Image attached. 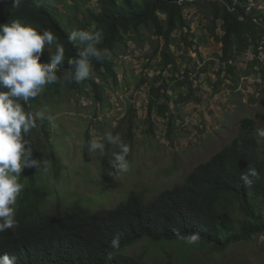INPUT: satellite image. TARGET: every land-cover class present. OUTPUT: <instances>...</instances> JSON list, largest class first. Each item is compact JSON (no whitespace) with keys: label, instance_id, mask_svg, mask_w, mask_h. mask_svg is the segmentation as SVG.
Wrapping results in <instances>:
<instances>
[{"label":"trees","instance_id":"trees-1","mask_svg":"<svg viewBox=\"0 0 264 264\" xmlns=\"http://www.w3.org/2000/svg\"><path fill=\"white\" fill-rule=\"evenodd\" d=\"M63 2L68 5L67 0ZM190 4L209 6L213 34L222 45L221 62L236 80L237 57L251 49L257 54L264 36V11L248 8V0H98L97 9L88 10L76 24L67 21L51 0H19V3L0 0V24L19 20L40 33L50 30L65 48V59L56 70L57 82L46 84L40 94L25 105L26 111L35 116L40 113L44 96L59 97L61 88L80 91L86 82L92 87L96 100H103L105 89L93 79L82 82L65 79L72 67L68 61L77 58L78 52L86 46L78 42L74 45L68 40L74 29L101 34L97 48L109 54L101 60L92 58L91 66L96 74L104 76H115L111 54L125 42V37L138 33L141 27L150 29L158 45L149 58L160 60L162 72L172 73L177 86L189 85L188 93H180L173 103L200 102L194 96L189 69L183 81L174 78L179 67L172 47H181L175 33L191 31L185 16ZM220 22L225 33L222 37L216 35ZM187 40L184 38L192 46V41ZM160 43L163 46L160 47ZM49 52L55 53L54 45L50 49L46 46L41 62L50 60ZM255 61L260 64L259 60ZM205 70L201 67L198 75ZM141 80L142 84L150 86L145 125L147 132L153 135L152 115L171 119L172 98L163 75L153 79L143 76ZM159 83L162 84L158 86ZM258 118L264 122V114ZM137 122V110L129 104L116 129L130 148L127 158L135 145ZM54 132V123L40 115L36 116V127L26 137L34 157L41 161L40 170L25 169L18 178L23 188L14 206L15 226L0 232V255L6 253L15 257L16 264H149L124 252L144 241L161 246L186 242L191 235L198 237L195 243L202 247L225 252L235 244L264 235V149L253 119H243L239 133L208 160L198 164L182 183L151 197L132 190L117 206L100 211L78 202L67 208L58 204L53 210L46 209L51 193L42 156L48 155L47 152L52 155L54 176L66 170L62 159L55 155ZM86 138L89 140L88 133ZM109 168L112 167L105 159L101 172L108 175ZM245 175L247 181L241 178ZM181 254L184 258V253Z\"/></svg>","mask_w":264,"mask_h":264},{"label":"rangeland","instance_id":"rangeland-1","mask_svg":"<svg viewBox=\"0 0 264 264\" xmlns=\"http://www.w3.org/2000/svg\"><path fill=\"white\" fill-rule=\"evenodd\" d=\"M51 1L73 24L80 22L88 10L98 7V0H67L68 5L64 0ZM249 7L263 12L264 0H248ZM185 16L191 31L175 33L181 47H172L179 67L174 78L183 81L189 69L194 96L200 102L173 103L179 99L180 93H188L189 85L177 86L172 73L162 72L160 60L149 58L158 42L152 31L145 27L136 34L127 35L125 42L111 54L115 76L91 71L88 78L105 89L102 101L96 100L87 82L80 91L61 88L59 97L42 98L39 111L54 123L55 155L66 166L61 175L54 176L52 155L47 152L48 155L42 156V163L48 162L45 179L51 193L47 210H53L58 204L67 208L77 202L94 211L110 209L132 190H140L147 197L154 196L182 183L198 164L230 142L239 133L243 119H253L257 133L264 130V122L258 118L264 114V61L257 59L252 49L239 55L234 63L237 67L234 80L235 76L221 62L222 45L213 34L209 6L190 4L185 9ZM224 34L220 22L216 35L222 37ZM184 38L193 45L189 46ZM201 67L206 72L198 75ZM160 74L168 83V94L172 98L171 119L153 114L154 134L150 135L145 125L150 86L142 84L141 79L143 76L153 79ZM129 104L137 110L138 127L134 132L132 155L127 158L128 170L116 173L109 168L108 175H105L101 172L102 163L105 159L109 162L119 148L108 144L105 134H119L116 129ZM120 137L123 141L124 137ZM93 140L104 143L103 152L89 151L88 145ZM259 141L264 149V136L259 135ZM124 254L149 264H264V235L235 244L225 252L213 251L200 243L155 246L144 241Z\"/></svg>","mask_w":264,"mask_h":264},{"label":"clouds","instance_id":"clouds-1","mask_svg":"<svg viewBox=\"0 0 264 264\" xmlns=\"http://www.w3.org/2000/svg\"><path fill=\"white\" fill-rule=\"evenodd\" d=\"M19 3V0H16ZM99 32L92 33L82 29H74L68 40L74 45H86L78 52V57L69 60L72 67L65 79L82 82L92 71L91 59L101 60L108 55L97 48L100 43ZM55 46V53L50 60L41 62L47 46ZM65 59V48L50 30L38 32L30 25L19 20L0 24V232L15 226L14 206L23 185L18 178L25 169L40 170L41 161L34 157L30 141L26 138L36 127V116L41 113L26 111L25 105L36 98L46 84L57 82L56 70ZM23 101V103H21ZM264 136V130H258ZM110 145L119 147L109 161L114 172H126L129 167L127 156L130 148L120 135L111 132L105 134ZM89 151L103 152L104 143L93 140L88 145ZM45 170L48 162L44 161ZM254 175V171L252 172ZM247 181V176H242ZM198 237L191 235L186 243L194 244ZM0 264H16L15 257L0 255Z\"/></svg>","mask_w":264,"mask_h":264},{"label":"bare ground","instance_id":"bare-ground-1","mask_svg":"<svg viewBox=\"0 0 264 264\" xmlns=\"http://www.w3.org/2000/svg\"><path fill=\"white\" fill-rule=\"evenodd\" d=\"M264 41V36L261 38L260 42H259V45L262 44ZM258 45V48H257V54H256V57L257 59L261 60V61H264V45L263 46H259Z\"/></svg>","mask_w":264,"mask_h":264},{"label":"built area","instance_id":"built-area-1","mask_svg":"<svg viewBox=\"0 0 264 264\" xmlns=\"http://www.w3.org/2000/svg\"><path fill=\"white\" fill-rule=\"evenodd\" d=\"M264 45V41H263V43L262 44H260L259 46H263Z\"/></svg>","mask_w":264,"mask_h":264}]
</instances>
